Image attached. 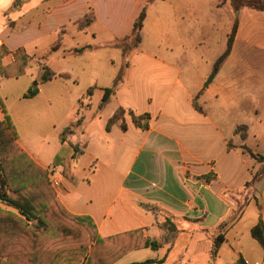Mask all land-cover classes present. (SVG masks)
<instances>
[{
  "label": "crops",
  "instance_id": "crops-1",
  "mask_svg": "<svg viewBox=\"0 0 264 264\" xmlns=\"http://www.w3.org/2000/svg\"><path fill=\"white\" fill-rule=\"evenodd\" d=\"M196 2H149L141 41L124 67L116 42L146 0H0L1 63L27 57L22 74L0 75V121H11L18 145L45 170L71 154L69 143L81 149L69 163L70 179L57 187L49 182L63 207L87 218L99 238L130 246L110 264L135 262L127 255L146 248L149 264H264V246L251 235L264 222V173L255 175L263 162L252 156L264 154V59L234 57L233 41L204 87L216 59L196 55L204 43L196 34L210 28L204 18L212 11ZM239 33L238 26L234 40ZM40 63L59 75L40 81ZM78 76L87 86L74 99L79 125L63 142L58 134L54 145L52 113L67 104L68 83ZM32 86L38 92L24 97ZM94 92L101 98L91 108ZM112 102L113 113L123 109L125 126L118 121L106 129L110 116H98L92 131L83 112L93 109L94 118ZM129 112L148 114V127L136 126ZM11 212L0 203L1 219L13 222ZM166 236L170 241L161 243ZM140 241L160 245L136 246ZM10 251L0 264H21ZM36 255L26 254L32 262Z\"/></svg>",
  "mask_w": 264,
  "mask_h": 264
},
{
  "label": "trees",
  "instance_id": "trees-1",
  "mask_svg": "<svg viewBox=\"0 0 264 264\" xmlns=\"http://www.w3.org/2000/svg\"><path fill=\"white\" fill-rule=\"evenodd\" d=\"M151 1L153 0H146L135 18L130 32L116 42V45L122 50L124 67L128 65L127 58L129 54L136 49L141 41V29L146 7ZM231 4L233 10L239 11L241 8L247 7L264 11V0H231ZM237 28L238 21L235 20L228 33L225 49L216 58L213 68L204 82V87L211 82L219 67L229 55ZM87 47L89 46L75 47L70 49L69 52L80 53ZM5 52L6 49L0 46V75L11 76L6 72L7 66L1 63V57ZM26 60L27 57L23 56L18 60L19 63H13L9 66V70H12L11 73L13 75L22 74ZM13 66H15L14 69H12ZM57 75L59 74H56L45 65L42 67L39 80L47 81ZM103 91L100 106L108 101L114 87L104 88ZM37 92V87L32 86L23 96L33 97ZM122 114V108L115 110L106 122V129H109L113 123L122 121ZM128 114L136 126L143 129L148 127V114L135 115L132 112ZM121 124L125 126L123 121ZM65 129L61 132L62 142L65 140ZM70 147L73 150L72 157L76 156L74 155L76 151L81 152V149L76 145L70 144ZM252 156L263 162L262 167L255 175L263 174L264 154L252 153ZM58 159H60V156L55 158V160ZM0 203L15 210V212L9 213L13 218V222L1 219L0 215V257L6 254L10 255V248L13 247V253L19 255L21 264H25L26 261H30L31 264H56L62 250L55 246L47 247L46 244L49 242H51L50 245L69 243L70 247L78 249L76 253L79 257L86 255L83 264H110L125 253V249L130 247L126 244L123 245L120 242L122 239H119V237L99 238L93 224L87 218L72 215L63 207L55 196L45 169L37 165L18 145L15 128L7 118L0 121ZM167 226L170 227V225ZM48 231H52L54 235V240H49V242L45 237ZM251 235L264 246V222L261 219L252 227ZM222 239V234L214 238L210 251L211 255H215ZM169 241V237L166 236L161 243ZM158 245L160 243L156 241H140L136 246L156 248ZM32 252L37 254L33 262L31 261L32 258L26 256L27 253ZM151 262H153L152 259H145L127 264H149Z\"/></svg>",
  "mask_w": 264,
  "mask_h": 264
},
{
  "label": "rangeland",
  "instance_id": "rangeland-1",
  "mask_svg": "<svg viewBox=\"0 0 264 264\" xmlns=\"http://www.w3.org/2000/svg\"><path fill=\"white\" fill-rule=\"evenodd\" d=\"M197 8H207L204 4L210 6L212 11V16L210 19L204 18L206 23L209 24L210 28L206 27L204 31H197V38L204 41L203 44L197 46L196 55H201L205 57L207 60L216 59L222 51L225 49L226 41L228 33L231 30L232 24L235 20L238 21V26L240 33L236 40H234V57H244V58H252L258 57L264 59V12L258 11L255 9H249L247 7L242 8L241 10H233L231 0H197L196 2ZM250 12L256 13L254 16H250ZM258 14V15H257ZM258 45L256 46L255 45ZM134 51V50H133ZM132 51V52H133ZM131 54V53H130ZM130 56V55H129ZM129 56L127 59H129ZM27 61V60H26ZM264 62V61H263ZM16 61H11L10 63L3 64L6 67V72L8 75H13L11 73L12 70H9V66H11ZM45 66L44 63L39 64L40 73L42 72V67ZM78 66V65H77ZM56 67V66H55ZM79 67V66H78ZM15 66L12 67L14 69ZM58 68V67H57ZM259 68L264 69L263 65L259 66ZM256 69V66H254ZM227 70V69H226ZM84 79V75H80ZM79 77V76H78ZM81 77H79V82L77 83H68V98L67 104L53 111L52 115L55 118V122L52 125V132L50 135V142L55 145L57 142V136L60 134L65 127L64 137L66 138L71 132H73L74 128L79 125V121L75 117V111L73 109L74 99L80 97V95L85 94L87 90L86 82ZM98 92H94V95L91 96V108L97 106V101H100L101 94L98 95ZM114 102V101H113ZM113 102L110 105H107L96 117L93 118L91 114H93V109L90 112L89 110H85L83 114L85 117L83 118L84 122L91 121L90 129L93 131L95 128L97 129L98 118L101 117L102 120L106 117H109L113 114ZM79 108V107H78ZM88 111V112H87ZM81 113L80 111H78ZM99 116V117H98ZM90 118V119H89ZM79 120V119H78ZM76 124V126H75ZM72 126V127H68ZM72 130V131H70ZM70 144V143H69ZM71 149V154L63 155L60 159L55 160V162L51 165L49 169H46V175L48 180H51L54 187L60 185L61 179L69 178L70 179V161L73 158L78 156V151L74 153L75 157H72L73 150ZM49 174L51 175L49 177ZM52 186V187H53ZM54 189V188H53ZM247 213V211H246ZM253 216V212L250 211L249 214L246 215L247 218H251ZM47 241L54 240V235L52 231H48L45 235ZM51 243V242H49ZM46 244L47 247H58L61 248L60 258L56 264H80L85 262V256H78V249L70 247V244H61L58 243L56 245ZM45 246V245H44ZM45 246V247H46ZM151 249H141L136 252H131L127 255L126 258H130L134 261H139L148 257Z\"/></svg>",
  "mask_w": 264,
  "mask_h": 264
},
{
  "label": "built area",
  "instance_id": "built-area-1",
  "mask_svg": "<svg viewBox=\"0 0 264 264\" xmlns=\"http://www.w3.org/2000/svg\"><path fill=\"white\" fill-rule=\"evenodd\" d=\"M12 57V56H11Z\"/></svg>",
  "mask_w": 264,
  "mask_h": 264
}]
</instances>
